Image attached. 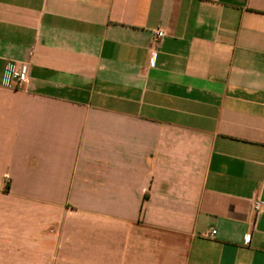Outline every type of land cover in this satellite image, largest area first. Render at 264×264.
Masks as SVG:
<instances>
[{
  "label": "crops",
  "instance_id": "0c3cea01",
  "mask_svg": "<svg viewBox=\"0 0 264 264\" xmlns=\"http://www.w3.org/2000/svg\"><path fill=\"white\" fill-rule=\"evenodd\" d=\"M256 200L264 0H0V264H264Z\"/></svg>",
  "mask_w": 264,
  "mask_h": 264
},
{
  "label": "built area",
  "instance_id": "2783aa9c",
  "mask_svg": "<svg viewBox=\"0 0 264 264\" xmlns=\"http://www.w3.org/2000/svg\"><path fill=\"white\" fill-rule=\"evenodd\" d=\"M164 37V32L161 30H157L154 34L153 44L158 43ZM29 74V64L27 62L18 63V64H11L8 67L6 79H5V86L18 88L25 84L28 80ZM253 210L254 212L260 213L264 211V206L262 202L256 200L253 203ZM207 238H213L214 232L211 231L205 235ZM250 237L247 236L245 242H249Z\"/></svg>",
  "mask_w": 264,
  "mask_h": 264
}]
</instances>
